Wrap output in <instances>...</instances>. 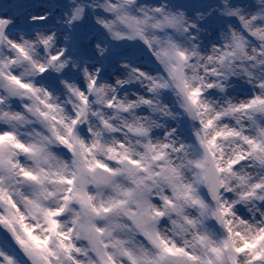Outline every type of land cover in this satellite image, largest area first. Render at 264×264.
<instances>
[{
	"label": "clouds",
	"instance_id": "9594fccd",
	"mask_svg": "<svg viewBox=\"0 0 264 264\" xmlns=\"http://www.w3.org/2000/svg\"><path fill=\"white\" fill-rule=\"evenodd\" d=\"M63 4L28 31L0 17V216L49 264H72L61 244L81 264H264L232 245L264 228V0ZM0 239V264H33Z\"/></svg>",
	"mask_w": 264,
	"mask_h": 264
},
{
	"label": "snow or ice",
	"instance_id": "6c2138e0",
	"mask_svg": "<svg viewBox=\"0 0 264 264\" xmlns=\"http://www.w3.org/2000/svg\"><path fill=\"white\" fill-rule=\"evenodd\" d=\"M5 3V0H0V17L11 15L14 18L15 23L13 25H10V30L12 28H23L24 30L28 31L31 30L34 26H46L50 20L51 17L43 15L45 11L51 12L53 15L58 14L61 9L64 7L63 0H7V3L9 4V7L7 11L4 10L3 5ZM80 12V9H73V19H75L76 15H78ZM29 19H31L32 23H29ZM122 19V18H121ZM7 20L0 19V36L3 34V28L4 25L7 24ZM103 23V21H101ZM105 27H110L107 24H104ZM92 27L88 24L84 25H77L76 26V32L74 34V43H79L80 47L82 49H86V45L83 44V40L87 37V35L91 32ZM113 35L116 38H125L122 33L116 32L113 33ZM43 43L47 44L48 39H44ZM17 48H21L20 45H14ZM135 163V162H134ZM101 167H105V165H100ZM27 175V173H25ZM71 183V181H69ZM118 203H123V201H119ZM94 211H98L99 209H93ZM104 211H108L107 208L103 209ZM60 210L58 209L57 212ZM223 213H227L229 209L227 207H224L222 209ZM126 214L130 217L134 218V213L131 211H126ZM50 216L54 215V213H49ZM22 220L23 217L19 215V213L16 214V216H8L3 217L0 216V227L6 228L12 235L13 239L17 241V244L21 247V250L29 257V259L33 262V264H36L37 261H42L44 264H49L50 257H55V252H53L50 248H40L39 246L36 247H29L26 244V241L22 239L16 232V229L14 227V221L18 222V219ZM50 228L53 231H56L58 229V223L56 219H52L50 221ZM252 228L249 227V232L251 233ZM258 231V234L253 235L251 238L245 237L243 233H236L235 235L238 236L241 240V243L239 246L235 245V241H232L233 250L236 253V257L233 259H237L239 255L243 254L244 252L253 253L252 261H255L262 257V253H264V250L261 252H255L254 250L258 246L259 242L261 240H264V228H261ZM25 232L30 233L31 229L26 228ZM96 232L102 233L103 229L97 227ZM229 232L231 230L229 229ZM60 237H65L68 234L64 232L58 233ZM33 241H37L39 244H46V240H40L38 236L32 235L30 237ZM163 243V242H162ZM0 245H7L6 239H0ZM61 247L64 249V251L71 255V261L72 264H81V261L79 259L80 255H88V252L85 250H81L76 248L75 254L72 255V251L74 249V245L70 244H61ZM223 247L226 249L229 247V241L225 240ZM92 253L96 255H100L99 249L96 246V243L93 242ZM211 251L219 257V254L221 252V249L219 247L213 246L211 247ZM45 252L48 253V255H45ZM163 252L170 255H175L176 253H181L185 258H187L189 261H193L196 258L193 256L192 252L188 248H175L172 246H168L167 244L164 245ZM8 259V264H12V260L10 258ZM164 260V256H161V261Z\"/></svg>",
	"mask_w": 264,
	"mask_h": 264
}]
</instances>
